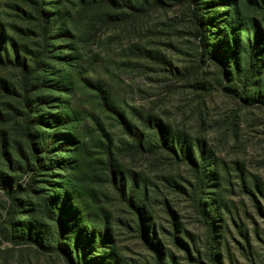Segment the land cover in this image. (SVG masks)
<instances>
[{"label":"rangeland","instance_id":"374dc122","mask_svg":"<svg viewBox=\"0 0 264 264\" xmlns=\"http://www.w3.org/2000/svg\"><path fill=\"white\" fill-rule=\"evenodd\" d=\"M208 1L204 12L211 24L203 46L210 47L212 53L223 52L226 48L222 36H226L223 32L230 25L226 16L232 3ZM262 1L256 8L246 0H238L241 15L235 18L233 27L236 32L243 31L247 47L239 50L243 60L249 48L246 34L254 29L247 20L264 23ZM37 2L47 15L51 37L50 52L35 65L43 44L36 26ZM79 5L77 0H0V56L5 63L8 59L21 61L29 68V102L33 107L37 100L43 103L42 110L34 107L36 145L44 149L43 139L47 140L49 149H45L48 152L44 156L49 157L50 164L56 163L53 170H39L40 163L33 158L23 134V76L12 66L0 64V264H67L57 255L39 253L24 244H10L1 228L8 203L2 186L13 190L17 185L24 186L38 170L33 188L57 191L58 184L70 175L73 145L63 138L55 142L49 138L57 129L52 125L59 122L64 110L77 113L82 125L93 127L97 121L110 132L125 168L149 184L154 200L151 209L156 213L163 250L171 253L177 264H193L185 248L169 236L165 209L169 204L189 232L204 237V227L193 205L175 185H188L187 181L192 180L189 169L167 156L131 155L130 139L116 116L102 106L103 94L97 86L136 125L141 126L149 115L163 120L173 131L168 135L174 145L185 150L204 140L208 143L215 154L210 170H216L224 183L219 193L225 202L226 227L217 230L225 236L221 240L223 256L234 264H250L248 260L255 258L264 261V195L254 187L260 185L264 191V108L257 104L246 106L235 99L236 87L221 84V66L208 53L205 61L200 60L201 38L192 23L188 1L148 0L140 11L85 9ZM232 50L238 52L237 48ZM245 93L253 97L251 91ZM179 135L185 137L181 139ZM95 151L101 159V150ZM102 165H94L97 175ZM96 180L115 217L117 245L114 249L103 241L100 252L90 258L91 263L158 264L128 209L116 200L106 183ZM215 191L209 188L205 200L217 213L218 206L212 200L216 199ZM23 201L28 205L37 202L33 195L24 196ZM30 209H22V222L31 220L27 212ZM39 235L41 240L52 237L47 228Z\"/></svg>","mask_w":264,"mask_h":264},{"label":"trees","instance_id":"16d2710c","mask_svg":"<svg viewBox=\"0 0 264 264\" xmlns=\"http://www.w3.org/2000/svg\"><path fill=\"white\" fill-rule=\"evenodd\" d=\"M77 1L79 6L85 9L93 7L113 11H125L126 9L140 11L145 7L148 0H136L134 3L131 0ZM187 1L192 23L201 38L200 44L202 45H200L201 48H198L201 50L200 60L205 61L208 53L209 58L221 66L219 68L221 84L226 83L231 87H236L233 94L235 99L246 106L257 104L264 108V23L253 18L247 20L254 26V29L251 33L247 32L246 34L249 48L246 52V59L243 60L239 54L240 49H247L242 40L243 31L236 32L233 27L236 23L234 22L235 18L241 15L240 2L238 0H222L224 5L232 3V9H229L226 16L230 25L223 32L226 36H222L225 37L223 44L226 49L223 51L225 54L221 51H213L212 53L209 52L210 47L204 49L205 46H203L204 40L209 36L207 28L211 24L204 12L209 7V1ZM246 1L253 7L260 8L262 0ZM35 11L38 15L36 26L43 43L41 44V54L35 60V65H38L39 59H44L46 57L44 54L50 52L51 35L48 27L49 20L40 2H37ZM0 34H2V28H0ZM233 48H237L238 52L233 51ZM0 64L12 66L19 70L23 76L21 86L25 110L23 134L33 158L40 163L39 170L43 168L49 171L53 170L51 167L56 163L52 160L53 162L50 164L49 157L46 154L44 156V153L48 152L45 149H49L47 140L43 139L46 146L41 149L37 147V139L33 134L34 107L42 110L41 104L43 103L37 100L36 103L38 104L35 103L33 107L29 102L31 72L25 62H12L11 59H8L5 63L0 56ZM96 88L103 94L101 97L102 106L116 116L117 123L130 139L131 155L167 156L180 164H184L189 169L192 180L187 181L188 185L186 187L181 184L175 185L176 188L182 190L193 205V212L204 227V237L189 232L187 226L181 221L179 213L173 210L169 204L165 208L169 216L168 234L185 248L187 259L193 264H234L233 260L224 258L223 249L225 247L221 240L225 236L223 231H220L221 234H218L217 231L224 230L226 227L223 214L225 202L219 193L224 183L216 170L214 173L210 170L211 160L215 158V154L209 149L208 143L204 140L199 142L197 146L187 147L184 150L172 143L168 131L171 135L173 131L168 128L163 120L149 115L141 126L136 125L126 113L117 107L116 102L111 100L100 86ZM245 91H251L253 97L244 96L246 95ZM78 117L77 113L64 110L60 115L59 122L52 125L57 129L53 130V137L50 136V140L55 142L58 138H63L70 142L74 148L70 152L71 160L68 168L70 175L58 184L57 191H50L45 188V192H43L33 188L32 184L38 181V170L33 172V178L24 186L17 185L14 190L7 185L2 186V192L8 203L5 220L1 224V228L7 242L12 245L24 244L39 253L57 255L67 264H92L90 258L100 252L101 245L105 240L107 245L110 244L116 248L115 217L108 208V203L104 200V195L96 183V179H101L103 183L107 184L116 200L128 209L138 232L147 243L149 251L156 256L158 264H177L175 257L162 248V240L156 226V213L151 209L154 200L149 184L145 179H141L138 173L125 168V164L119 155V148L116 147V140L101 123L94 121L93 127L88 124L82 125V120ZM62 131L66 133H62ZM179 137L182 139L185 136L179 135ZM96 149L101 150V159L98 158ZM196 151H198V155ZM97 162L103 164L99 175L96 174L97 169L94 167ZM254 187L259 194L264 195L260 185H254ZM209 188L216 190L213 196L217 200H212H214V205L218 206L217 213L211 210L212 204L208 205V201L205 200ZM30 195H33L37 202L28 205L23 201V197ZM25 206L31 207L27 211L31 220L22 222V209ZM44 228L51 232L52 237L41 240L39 233ZM257 259H249L248 261L250 264H264V261L261 259L257 261Z\"/></svg>","mask_w":264,"mask_h":264}]
</instances>
